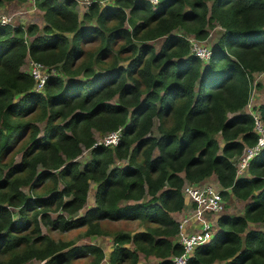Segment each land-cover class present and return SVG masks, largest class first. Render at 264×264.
<instances>
[{"label": "trees", "instance_id": "1", "mask_svg": "<svg viewBox=\"0 0 264 264\" xmlns=\"http://www.w3.org/2000/svg\"><path fill=\"white\" fill-rule=\"evenodd\" d=\"M34 3L43 26L0 24V253L13 252L0 264L31 258L71 264L87 253L96 264L104 257L98 245L42 233L41 218L62 230L87 225V233L101 232L103 219L143 221L145 230L115 233L111 264H137L139 250L159 256L157 264H173L181 246L169 238L178 232L170 213L184 206L185 182L210 176L223 197L245 200L244 212L220 215L218 230L188 264H264V230L251 227L264 225V147L246 175H237L233 162L257 137L245 106L253 74L264 73V0H159L154 6L93 0L81 20L76 0ZM216 24L222 32L207 59L174 32L182 28L203 39ZM157 37H163L158 50L148 42ZM93 41L95 50L84 47ZM27 56L57 67L42 92L22 70ZM255 85L264 93V77ZM258 108L264 119V101ZM156 118L158 135L152 131ZM119 127L116 145L92 146L96 132ZM25 134L20 161L4 163ZM82 145L91 147L92 158L80 167L75 158ZM115 158L127 163L112 167ZM47 179L46 195L32 197L21 188ZM90 180L97 183L96 205L74 218L59 213L53 222L47 210L76 213ZM10 206L18 207L16 218ZM130 240L135 249L122 246Z\"/></svg>", "mask_w": 264, "mask_h": 264}, {"label": "rangeland", "instance_id": "2", "mask_svg": "<svg viewBox=\"0 0 264 264\" xmlns=\"http://www.w3.org/2000/svg\"><path fill=\"white\" fill-rule=\"evenodd\" d=\"M95 1H97L100 6L103 5V2L106 3L105 0H102V1L95 0ZM113 1L114 0H112V4H113ZM89 4H87V8L83 7L81 5H78V4L76 5V8L78 9L79 14L81 15V17H80L81 19H83L82 14L84 11H86L88 9ZM0 12H3V13L10 15L11 16V23H13V24H20L23 26H27L30 23H36L40 27L45 24V20L43 17V11L35 5L34 0H3L0 3ZM87 23L93 24L94 22L92 20V21H88ZM174 32L184 34L187 39L194 36L192 33H189L182 28H176L174 30ZM221 32H222L221 26H219V24H216L213 27H209L208 28V34H207L206 38H203L200 40L204 41V43L207 44L208 47L212 50L213 48L216 47V43H217V40L219 39ZM27 38L30 39L31 36H27ZM162 41H163V37H157L155 39L149 40L148 42H150L155 47V49L158 50L162 44ZM97 43H98L97 41L88 42V43L84 44V47L95 50L97 47ZM121 55H123V54H121ZM29 58L30 57L27 56L24 64L22 65L23 71L28 72V67H29L28 59ZM119 63L120 64H126L127 60L120 59ZM263 77H264V73L259 74V72H256L253 74V81H252L253 85H252V89L250 92V97H251V103L254 105L263 101V98H264V95L262 94V92L259 91L260 88L257 85H255L256 83L262 81ZM37 123L41 129L40 130V135H41L44 131L43 130L44 129V122L39 121ZM157 125H158V120L156 118L154 121V125L152 127L153 134H155V135L159 134ZM105 135H106V133L101 134L99 132H96L94 141H103ZM26 136L27 135L25 134L24 138H21L18 141H16V143L12 145V149L7 154H5L3 156L2 160L4 163L20 161V153L21 152L18 151V149L23 144V142L25 141ZM217 138H218L220 144H222L223 139L219 133L217 134ZM101 144H104V143L101 142ZM96 145H99V144H96ZM96 145L92 144V146H96ZM91 158H92L91 147L82 145V150H81L80 154L75 158V160L79 163V166L82 167L86 162L90 161ZM124 161H126L125 158L124 159L115 158L114 162L111 163V166L112 167L117 166ZM39 168L43 169V167L40 165H39ZM204 182L210 183V184H215L218 186L220 185L215 180H213L212 177L207 178L206 181H204ZM51 185H52L51 180L47 179L46 181H44L42 183L36 184L33 188H31L30 185H23V186H21V188L23 191L31 194V196L34 197V196H38V195H46L47 193H45V191ZM60 186H61V184H60ZM91 187L92 188L94 187V181H92V180L89 181V189H88L89 199L87 200L88 202L86 204L84 203L85 206H87V204L90 203V199H92V192H91L92 188ZM223 200H224V204H223L224 206L220 211L223 212V211H225L226 207H229V209H230L229 214L243 215L245 200H242V199L235 197L232 193H230L226 197H223ZM193 205L196 206L195 204H192V205L188 204L189 208ZM83 206L81 208H79V210L76 213H74L73 215L68 214L64 210H59V209L58 210L57 209L47 210V214H50L53 222L59 213H62L66 217H70V215H71V217L74 218V217L83 215L85 213ZM185 208H187V206L182 208L183 209L182 216H180L178 221L180 219H182L183 217L188 216L187 214L189 212L187 213L185 211ZM10 209L12 210L13 215L16 218V216L18 215V207L10 206ZM220 211H218V212L220 213ZM28 213H30V212H28ZM206 213L209 214L208 219H214V218H211V216H212V214H210L211 212L208 211ZM139 224L143 225L144 222L140 221ZM99 226L102 229V232L100 234H87V232H86L88 229L87 225H81V226H77L74 228L62 230V229L58 228L57 226H55L49 222H46V220H44L43 218L40 219V228H41L42 233L49 235L54 240H67V241L71 240V241H73L74 244H83L87 241L99 240L101 238H104L103 236H113V235H115V233H117L119 231L125 232L127 227H129V228L131 227V222L126 221L125 219H120L119 221L118 220L105 219L103 221H101V220L99 221ZM144 227H145V225H144ZM251 227L261 228L264 230V225L261 223H259V224L251 223ZM102 240H104V239H102ZM12 255H13V252L12 253L11 252L0 253V261H7L9 258L12 257ZM90 258H92L91 255H87V256L84 255V257L81 256L78 258H74L71 261V264H92V263H90V261H91V260H89ZM43 261L44 260H40L37 258H31V259H29V260H27L21 264H43ZM120 264H130V260L126 259L123 262H121ZM214 264H216V263L214 262Z\"/></svg>", "mask_w": 264, "mask_h": 264}, {"label": "built area", "instance_id": "3", "mask_svg": "<svg viewBox=\"0 0 264 264\" xmlns=\"http://www.w3.org/2000/svg\"><path fill=\"white\" fill-rule=\"evenodd\" d=\"M93 0H81L80 4L87 6ZM102 1V0H100ZM99 1V2H100ZM107 4L108 0H105ZM153 6L158 3L159 0H147ZM104 3V2H103ZM0 24H12L11 16L0 12ZM191 46V50L201 59H207L211 54V49L204 41L192 36L188 38ZM29 67L28 73L33 78V89L36 91H43L45 82L49 75L56 73V66H48L43 62L32 59L28 60ZM263 74V72H259ZM259 104H252L251 97H249L246 103L247 112L253 117L254 131L257 134L256 141L251 145H246L239 156H236L233 160L237 175H246L248 164L250 159L258 154L264 147V119L261 116L258 108ZM121 128L106 132L103 141H94V145H116L119 142L121 136ZM223 187L220 185L210 184L202 181L198 182H185L182 187V192L185 197V201L188 204H195V214L201 212H211L214 215L223 208L224 200L221 193ZM192 216H185L178 221V232L176 234V242L180 244L181 251L171 256L173 264H188L190 258L193 256L195 249L202 244L208 243L213 237L214 231V219H208L201 221L199 224H194L191 221ZM202 264H214V262H205Z\"/></svg>", "mask_w": 264, "mask_h": 264}, {"label": "crops", "instance_id": "4", "mask_svg": "<svg viewBox=\"0 0 264 264\" xmlns=\"http://www.w3.org/2000/svg\"><path fill=\"white\" fill-rule=\"evenodd\" d=\"M79 1H81V0H77L76 1V5L78 4V5H81V6L87 8V6H84V5L80 4ZM113 3H114V1H113ZM107 4H109V5L112 4V0H108ZM103 5H105V3H103ZM77 11H78V9H77ZM78 14H79V11H78ZM82 16H83V14H82ZM80 17H81V15L79 14V19L81 20ZM259 91L262 92V94L264 95V93H263V91L261 89H259ZM263 101H264V98H263ZM263 101H261V102H263ZM245 110H247L246 107H245ZM126 163H127V159H126V161L120 163L119 165H125ZM210 177H212V179L215 180L218 183V181L216 180V178L214 176H210ZM206 179H204V181H206ZM96 186H97V183L94 182V187L93 188L91 187L92 188L91 189L92 199H90V203L87 204V206H85V204L88 202L87 200L89 199V194H88L87 195V200H86V202L84 204L85 207L83 206L84 212L87 209H89L91 207H94L96 205V198H95ZM186 206H187V208H185V211L187 213L189 212L187 214L188 216H192L191 221H193L194 224H199L201 221H203L206 218H208L209 214H207L206 212H201V213L195 214L194 210L196 209L195 208L196 206L193 205V206H191L189 208L188 203L185 201L183 208L186 207ZM182 211H183V209L178 210V211H172L170 214H171V216L174 219L178 220L180 218V216H182ZM229 213H230V209H229V207H226L225 211H223V212L220 211V213L217 212L216 214L211 216V218H214V223H215L214 233H215L216 230H218V225H217L218 217L220 215H222V214H229ZM103 220H105V219H103ZM103 220H101V221H103ZM125 220L131 222V227L130 228L127 227V229L125 231L126 233L132 235V234H134L137 231L145 230V227H146L145 223L142 225V224H139V222H140L139 220H131V219H125ZM144 225H145V227H144ZM101 232H102V229H101ZM101 232L87 233V234H100ZM103 237L104 238H101L99 240L87 241V242H85L83 244H89V243L91 244L92 243V244L100 246L103 249L104 257L96 264H111V262H110V254H111V252L113 251V249H114V247L116 245L115 242H114V235L113 236H103ZM169 238L173 242H176V240H177V236L176 235L170 236ZM102 239H104V240H102ZM122 246L127 247V248H129L131 250L136 248V246H135V244H134V242L132 240L123 242ZM138 254H139V257H138V260H137V264H145V263L157 264L161 260V258L159 256L155 255L154 253H147L146 254V253H144V252L139 250ZM85 255L86 256L87 255H91L92 258H90L89 260H91L90 263L93 264L94 255L90 254V253H87ZM82 256L84 257V255H82ZM214 262L216 264H222L223 263V261H214Z\"/></svg>", "mask_w": 264, "mask_h": 264}]
</instances>
